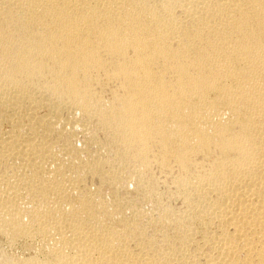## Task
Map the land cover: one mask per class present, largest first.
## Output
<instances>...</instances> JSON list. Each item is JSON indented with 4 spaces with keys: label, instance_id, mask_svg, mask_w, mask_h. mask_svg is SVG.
Returning a JSON list of instances; mask_svg holds the SVG:
<instances>
[{
    "label": "bare ground",
    "instance_id": "obj_1",
    "mask_svg": "<svg viewBox=\"0 0 264 264\" xmlns=\"http://www.w3.org/2000/svg\"><path fill=\"white\" fill-rule=\"evenodd\" d=\"M33 230L74 241L25 264H264V0H0V232Z\"/></svg>",
    "mask_w": 264,
    "mask_h": 264
},
{
    "label": "rangeland",
    "instance_id": "obj_2",
    "mask_svg": "<svg viewBox=\"0 0 264 264\" xmlns=\"http://www.w3.org/2000/svg\"><path fill=\"white\" fill-rule=\"evenodd\" d=\"M62 107V108H61ZM60 107V111H64L63 109H64V107L63 106H61ZM44 113H45V116H44V118H46V119H48V118H50L51 117V115L50 114H52L51 113V111H50V109L49 108H45L44 110L43 109H40V113H38V114H41V115H44ZM46 113H48L49 114V116L47 115V117H46ZM134 172V171H133ZM134 174H136V172L134 173ZM14 182V181H13ZM131 183H128L127 184V186H128V188H130V190H132L131 188H133V185L131 184ZM104 189V188H103ZM165 189V188H164ZM157 189V190H154L153 191V194H154V196H155V198H156V201H157V206L156 207H154L153 209H155V210H153L152 208H150L149 209V211H150V213L149 214H151V213H153V212H156V210L157 209H160V210H157V212H156V216H161L162 217V215H164L165 213H166V209L165 208H163V205L164 204H166L167 202H169V203H167L166 205H170V207H169V205H168V207L170 208V209H172V211H173V208L175 207V206H177V203H176V201L174 200V199H172V200H174V202H175V205H174V202H171L172 200H169L168 198H177L180 194H179V192L180 191H177V190H175L174 188H172V190L171 189ZM105 190V191H104ZM103 191H101V196H99V197H103V195H108V193H109V196H107L108 198H107V200H106V196H104V200L106 201V205H108V207L110 208V206H112L111 208H114V206H115V202H116V200L114 199V196H113V194L109 191L108 192V190H109V188H105ZM171 191V192H170ZM172 191H173V193H172ZM151 191H149V193H150ZM160 192V193H159ZM175 192V193H174ZM102 193H103V195H102ZM110 193H111V195L113 196H110ZM157 193V194H156ZM169 193H170V195H169ZM172 193V194H171ZM132 194H136V192H133L132 191ZM174 194V195H173ZM177 194V195H176ZM109 197H112V199L111 198H109ZM134 197H136V196H134ZM160 200H159V199ZM109 199H111V200H113V202L115 203V204H113V202H111V200H109ZM165 199H167V201L165 200ZM162 200H164V202L162 201ZM111 203H110V202ZM161 201V202H160ZM51 203V204H53L52 203V201H48V203ZM159 202V203H158ZM47 203V202H46ZM49 203V204H50ZM108 203V204H107ZM160 203H163V205L162 204H160ZM21 204V203H20ZM111 204V205H110ZM172 204V205H171ZM22 205V204H21ZM174 205V206H173ZM65 207H66V209H67V207H68V205H64ZM158 207H160V208H158ZM164 207H165V205H164ZM125 208V207H124ZM148 207H146V209H147ZM157 208V209H156ZM176 208V207H175ZM174 208V209H175ZM129 209V208H128ZM163 209H165V210H163ZM170 209H168V212H169V210ZM125 210V212L127 211L128 213H130V211H128L127 210V207L124 209ZM153 211V212H152ZM158 211H160V212H158ZM161 212L163 213V214H161ZM171 212V211H170ZM169 212V213H170ZM159 213V214H158ZM168 213V214H169ZM101 216V218H105V216L103 217L102 215H100ZM100 216H99V219H101L100 218ZM23 218H26V217H23ZM147 227H146V230H148V228H149V225H146ZM152 227H153V229H152ZM154 227H155V229L156 230H154ZM151 228V229H150ZM150 228H149V230H148V234L152 231H155V232H153L154 233V235H156L158 232L157 231H160V225L158 224V225H150ZM151 230V231H150ZM29 232V233H28ZM28 232H22V233H19V235L17 236V235H15V236H17V238L15 237V239L13 238V239H11L10 237H9V234H10V232H7V231H1L0 232V256H2V254H5L7 257H9V258H12L13 259V261H15V262H17L18 264H25V263H28L29 262V260H34V262H40V263H43V260L45 259V257L46 256H48V253L47 252H49L50 253V251L51 252H57V250H60V249H62V248H64L63 250H61L60 251V253L62 252V254H63V256H64V258H65V256L67 257L68 255L66 254V252H68V250L66 249V247H65V245L62 247V248H59V249H57L58 247V245H55L56 244V242H57V244H62V242L63 243H65L66 241H70L71 243H72V241H74V238L72 239V235H70L69 233H64V234H66V235H61L60 236V234H62V233H59V235H58V232L56 233H54V231L52 232H41V234L39 233V235L37 234V233H35L36 231L35 230H33L32 232L31 231H28ZM53 233V234H52ZM161 233V232H160ZM160 233H158V235L160 234ZM172 233V232H171ZM171 233H168L169 235V237H171L172 236V234ZM45 234V235H44ZM47 234V235H46ZM57 234V235H56ZM150 234H152V233H150ZM22 235V236H21ZM30 235V236H29ZM34 235V236H33ZM42 237H41V236ZM51 235V236H50ZM68 235L71 237V239H70V237H68ZM157 235V236H158ZM56 236V237H55ZM60 236V237H59ZM29 237V238H28ZM31 237V238H30ZM63 238V240L62 239H60V238ZM67 237H68V239H67ZM53 238V239H52ZM62 240V241H61ZM55 241V242H54ZM59 242V243H58ZM50 244V245H49ZM54 244V245H53ZM52 245V246H51ZM57 250H56V249ZM66 249V250H65ZM47 251V252H46ZM65 251V252H64ZM66 254V255H65ZM49 257V256H48ZM47 258V257H46ZM42 259V260H41ZM27 260H28V262H27ZM40 260V261H39ZM26 261V262H25ZM33 262V261H32Z\"/></svg>",
    "mask_w": 264,
    "mask_h": 264
}]
</instances>
